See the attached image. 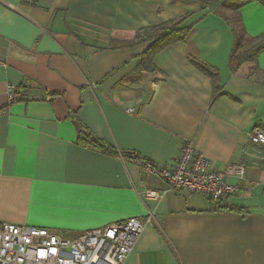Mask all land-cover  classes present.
<instances>
[{
    "label": "crops",
    "instance_id": "1",
    "mask_svg": "<svg viewBox=\"0 0 264 264\" xmlns=\"http://www.w3.org/2000/svg\"><path fill=\"white\" fill-rule=\"evenodd\" d=\"M262 1L237 11L248 39L264 35ZM228 14L200 0H0V224L75 238L154 210L125 264H264V146L248 139L264 131V52L230 69ZM186 16L188 40L139 68L151 41L126 42ZM185 142L210 171L243 165L226 180L239 193L215 205L173 192L122 156L172 167Z\"/></svg>",
    "mask_w": 264,
    "mask_h": 264
},
{
    "label": "built area",
    "instance_id": "2",
    "mask_svg": "<svg viewBox=\"0 0 264 264\" xmlns=\"http://www.w3.org/2000/svg\"><path fill=\"white\" fill-rule=\"evenodd\" d=\"M6 95L13 102L16 89L7 85ZM248 139L264 146V131L254 128ZM128 158L137 162L145 174L166 182L169 190L202 195L212 203L236 196L240 189L226 180H243L245 176V167L241 164H228L219 172L210 171L209 162L194 150L191 142L182 145L172 167L157 166L134 156ZM142 194L144 198L158 201L164 193L146 190ZM156 223V212L147 210L143 219L130 218L120 224L85 231L75 238L47 229L2 223L0 264H125L143 230Z\"/></svg>",
    "mask_w": 264,
    "mask_h": 264
},
{
    "label": "trees",
    "instance_id": "3",
    "mask_svg": "<svg viewBox=\"0 0 264 264\" xmlns=\"http://www.w3.org/2000/svg\"><path fill=\"white\" fill-rule=\"evenodd\" d=\"M204 5H213L218 2H221L222 5L226 7V9L230 12V16L227 17V20L231 23L233 27V34L234 39H236V47L234 46V49L232 50L230 56H229V66L231 70H235L238 66H240L243 63L252 62L255 61L259 54L264 52V35L252 39V38H246L242 34H240L239 28V20L237 11L240 7L253 2V1H259L261 0H200ZM264 3V1H262ZM190 16L183 17L181 19H178L176 21H171L168 23L161 24L159 26L150 27L148 29H143L141 31H138L133 41L126 42L128 44H132L134 42L143 41V40H150L151 44L148 47V49L140 55V65L139 68L142 70H149L147 69V65L149 64V60L153 58V56L162 48L173 44L175 42H186L188 40V37L192 33L193 30V24L187 23ZM194 64L201 68V70H204L202 67H200L199 64ZM145 68V69H144ZM18 97L13 101H17ZM81 132V131H80ZM78 143L81 146L89 147L96 151L101 152H109V153H116L112 151L110 148L106 146L105 143H103L101 140L97 139L96 137L86 133L83 135V133H79L78 136ZM124 157H138L135 154H122ZM224 200V199H222ZM221 203V200L216 204ZM214 204V203H213Z\"/></svg>",
    "mask_w": 264,
    "mask_h": 264
},
{
    "label": "rangeland",
    "instance_id": "4",
    "mask_svg": "<svg viewBox=\"0 0 264 264\" xmlns=\"http://www.w3.org/2000/svg\"><path fill=\"white\" fill-rule=\"evenodd\" d=\"M228 16H230V14H228Z\"/></svg>",
    "mask_w": 264,
    "mask_h": 264
}]
</instances>
